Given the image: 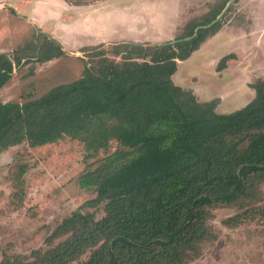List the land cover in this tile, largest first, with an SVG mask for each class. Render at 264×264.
I'll return each instance as SVG.
<instances>
[{
    "label": "trees",
    "instance_id": "trees-1",
    "mask_svg": "<svg viewBox=\"0 0 264 264\" xmlns=\"http://www.w3.org/2000/svg\"><path fill=\"white\" fill-rule=\"evenodd\" d=\"M226 4L174 42L87 48L80 79L39 99L0 102V150L66 136L93 152L113 140L122 146L79 177V186L96 196L56 227L47 249L30 258L4 253L0 264H189L216 239L214 209L237 208L226 226L264 218V77L250 84L254 98L228 114L216 112L218 99L201 102L173 80L179 62L222 25L201 28L191 38L195 29L212 22ZM36 36L46 40L20 49L34 50L33 56L0 53V91L23 59L41 63L65 55L57 42ZM234 57L224 56L217 70ZM83 207H103L104 216ZM88 252V260H81Z\"/></svg>",
    "mask_w": 264,
    "mask_h": 264
},
{
    "label": "rangeland",
    "instance_id": "rangeland-1",
    "mask_svg": "<svg viewBox=\"0 0 264 264\" xmlns=\"http://www.w3.org/2000/svg\"><path fill=\"white\" fill-rule=\"evenodd\" d=\"M69 1L86 5L99 2L105 8L96 9L94 18H79L75 26L80 22L78 28L82 29L84 24L97 32H104L108 28L109 32L114 33V41L117 40L103 43L111 50V45L122 42L150 45L174 42L186 35L188 26L204 23L221 5L231 0ZM36 3L38 0H0L1 6H7L0 8V53L10 52V57L33 56L34 50L22 52L20 49L34 39L42 44L46 38L36 36L42 33L53 37V41L63 48L66 40L54 37L48 23L39 26L42 33H38L40 30L28 22L31 21L30 16L34 18ZM29 8L32 12L27 11ZM113 11L117 15L116 20L111 14ZM79 12L82 14L83 10ZM217 23H221L222 28L228 27L230 34L226 33L208 45L200 46L192 56L178 64L175 75L179 72L176 81L186 87L199 82L193 79L199 75L207 89L203 98L225 95L218 113L228 114L241 109L254 98V91H249L250 83L264 77V0H234ZM56 25L58 23L55 22ZM80 29L76 31L80 32ZM65 36L70 42L80 39L79 36L74 38L76 35L72 32H64ZM8 39L10 44L5 43ZM82 43L79 44L87 47ZM86 51L87 48H84L77 56L62 55L41 63L35 59H23L1 89L0 102L24 103L39 99L54 87L80 79L85 66L82 58ZM229 52L235 57L228 60L225 70L218 71L222 56L231 54ZM229 62L233 63L227 68ZM213 73L216 76L220 74L218 79L223 84L216 81ZM231 80L236 81L234 95L240 96L239 101H235L224 89L227 87L224 86L225 81L228 85ZM118 149H122V146L113 140L107 149L93 152L81 140L66 136L43 146L32 147L25 142L0 150V261L4 253L30 258L33 251L47 249L45 241L56 227L96 196L93 190L79 186V177L97 168L105 157ZM145 165L153 166L155 163L147 162ZM260 188L264 198V185L261 184ZM82 210L95 212L98 218L104 216L103 207L97 210L83 207ZM237 212V208L227 206L214 209L211 225L216 239L205 243L189 264H264V218L257 216L237 226H226L225 220ZM89 255L90 252L81 260H88Z\"/></svg>",
    "mask_w": 264,
    "mask_h": 264
},
{
    "label": "crops",
    "instance_id": "crops-1",
    "mask_svg": "<svg viewBox=\"0 0 264 264\" xmlns=\"http://www.w3.org/2000/svg\"><path fill=\"white\" fill-rule=\"evenodd\" d=\"M36 4H37V6L35 8L34 18H32L30 16L29 18L31 21H28V22L31 25H33L36 28V30H40L39 26H41L42 24L48 23L49 24L48 27L52 30L54 37H57V38L62 39V40H64V39L66 40V42H64L65 45L62 43L63 44L62 49L65 52L66 56H68L69 54H75L77 56V54H81L80 53L81 49L83 50L84 48H89L90 46L93 47V46H96L99 44L117 41V40L114 41V33L109 32L108 28L104 32H97V31H94L89 26L85 27L84 24H82V29L78 28V26L80 25V22L78 23L77 27L75 26V24L78 22L77 20L79 18L80 19L83 17L94 18L96 9H99V7L101 9H105V8L100 6L99 2L95 3V4L86 5L85 3H81V4L80 3H74V2H70L69 0H38V3H36ZM5 7H7V6L6 5L5 6L0 5V8H2V9H5ZM81 10H83L82 14L79 12ZM27 11L32 12V10L30 8ZM104 11H110V10H104ZM104 11H102V12H104ZM79 14L81 15L80 17H79ZM111 14H113L112 15L113 20H116L117 19L116 13L113 11ZM127 15H128V13H127ZM55 22L58 23V25L55 26ZM53 24H54V26H53ZM77 29H80L81 31L77 32L76 31ZM106 31L108 32V35H106ZM64 32H72L73 34L76 35L74 38H78L77 36H79L80 39H73L72 40L73 42L72 41L70 42L69 40H67L66 36L64 37ZM81 32L83 34H81ZM38 33H42L41 30L38 31ZM226 33H227V35L230 34L228 27L222 28L215 35L209 37L204 43H202L201 47L208 45L210 43V41H212L213 39L215 40L216 38L222 37ZM44 34H46V33H44ZM49 39L53 40V37H51V38L49 37ZM81 42H84L82 44L86 45L87 47L81 46L79 44ZM5 43L10 44L9 39ZM76 45H77V48H76ZM197 52H199V51H197ZM1 53L9 54L10 52H1ZM229 53H231V52H229ZM222 57H224V56H222ZM190 61H191V59H190ZM180 62H182V61H180ZM180 62H179V64H180ZM232 63L233 62H229L227 68L231 67ZM179 69H181L180 66H179ZM178 74H179V72H178ZM177 75L173 76V80L175 81V83L177 85H180V86L186 88V89L192 90L194 92V94L197 96V98L199 99V101L206 102V101H210L213 99H218L219 102H218V106L216 108V112L218 113L220 111V109H221L220 106L222 103L221 101H222V98L225 97V95H219V96L215 95L211 99H204L203 96H204L205 91H207V89H206V87H204L202 85L203 81L198 77L199 75L193 77V79H195L196 81L199 80V82H197L196 84H193L192 87H186L185 84H183L182 82H179V84H178L176 81ZM219 75L220 74H218V76H216V74L213 73V77L216 79V81L217 80L220 81V79H218V77H220ZM220 82L222 83V80ZM228 82H229V84L226 85L227 82L225 81L224 86H227L226 88H224L225 91L227 93L231 94V96L234 97L235 101H239L241 99L240 96H235L236 94L234 93V91H235L234 86L236 84V81L231 80ZM252 83H250V84H252ZM250 89H252V88L251 87L249 88V91L252 93V91ZM254 93H255V91H254ZM254 96H255V94H254ZM231 101H232V99H231Z\"/></svg>",
    "mask_w": 264,
    "mask_h": 264
},
{
    "label": "water",
    "instance_id": "water-1",
    "mask_svg": "<svg viewBox=\"0 0 264 264\" xmlns=\"http://www.w3.org/2000/svg\"><path fill=\"white\" fill-rule=\"evenodd\" d=\"M233 2H234V0H231V1L227 4L226 8H225L224 11L221 13V15H220L219 17H217V19H216L215 21H213L211 24H209V25H207V26H205V27H198V28H196L195 33H194V35H193L191 38L195 37V36L197 35V32H198L201 28H208V27L212 26L213 24H215L217 21H219V20L221 19V17L224 15V13L227 11V9L229 8L230 4H232ZM191 38H188V39H191Z\"/></svg>",
    "mask_w": 264,
    "mask_h": 264
}]
</instances>
